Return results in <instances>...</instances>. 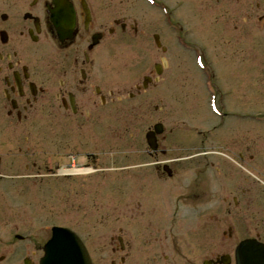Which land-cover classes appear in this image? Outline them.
Here are the masks:
<instances>
[{"label":"flooded vegetation","instance_id":"1","mask_svg":"<svg viewBox=\"0 0 264 264\" xmlns=\"http://www.w3.org/2000/svg\"><path fill=\"white\" fill-rule=\"evenodd\" d=\"M70 1L76 15L71 40H57L54 27L45 12L47 2L32 1L29 8L36 11L37 15L34 17L29 14L35 19L29 18L24 21V25L15 27L26 50L18 52L14 45L7 48V41L5 44L0 43V133L10 142L6 144L15 146L18 155L22 151L24 155H29L25 168L41 164L40 160L37 161L40 159L36 150L38 147L23 146L26 142L31 145L28 141L31 133L41 135L39 122L42 116L52 122H63L75 130L71 131L72 134L81 135L82 129L88 127L90 121L94 124L103 123L105 108L112 104L119 105L123 98L131 100L133 97L140 99L146 96L152 102L148 91L159 80L162 81V69H166L164 58H157L151 67H145L146 71L140 80L132 84L129 98L124 96V88H107L106 76L102 71L104 57L95 55L94 50L103 42L107 43L108 52L117 46V29L129 43L133 42L136 52H140L143 45H138V41L144 35L143 31L136 18H120L107 25L92 18L88 0ZM213 4L225 9V17L216 19V24L223 25L231 38L237 27L242 33L237 36L238 45L239 37L245 40L250 17H253L251 20H255L256 26L261 28V54L264 57V0H213ZM163 6L167 7L165 3ZM32 22H35V28ZM0 33L4 39H8L5 30L0 29ZM93 35L98 40L91 46ZM153 35H150L152 39ZM28 42L41 45L32 48ZM46 46L51 51L50 55L43 49ZM197 46L203 50V60L206 59L210 65L203 73L195 70L197 84L205 98L203 106L207 110L208 98L213 96L216 109L220 112L218 123L209 114L212 119L210 129L220 132L222 128L230 126L228 129L236 130L229 131L226 137L219 133L221 140L210 143L212 149L217 147L220 150L218 152H221L218 160L212 156L207 158L206 148H200L203 142L199 143L197 152L189 153L182 147L187 151L182 153L179 145V153H171L165 142L164 131L156 137V151L151 152L145 147L140 152L142 162L135 164L140 169L133 171L131 182L121 187L118 180L115 181L116 190L123 191L113 196V199L116 198L114 209L117 214L114 225L107 230L108 235L104 227L99 229L103 237L95 249L82 238L92 264H233L232 249L242 239L252 238L247 235L235 239L233 243L230 221L241 217L251 200L246 171L251 161L246 133L250 116L248 101L245 93L235 94L240 89L239 78L237 82L234 78L236 74L216 66L219 61L217 56L221 58L220 53L214 54L215 63L204 46L200 43ZM243 46L241 49L238 47L241 56L245 54ZM159 50L163 52V49ZM226 51L228 57L225 60L228 59L229 63L231 58L239 60L234 55L236 50ZM261 81L264 83V67H261ZM156 107L151 108L155 111ZM238 127L242 128L241 132L237 130ZM205 131H198L202 135L201 139H206L209 134ZM71 136L68 137V143L71 140L81 145L87 143V139L83 144L81 139ZM7 151L10 152L9 149ZM171 154L174 155L171 159H158L159 156L163 158ZM183 154L191 155L193 162L175 163L178 160L176 157ZM80 156L86 160L89 157L77 153L76 158ZM72 163L80 168L89 166V161H77L76 164L73 159ZM68 165L71 163L68 162ZM58 167L60 165L55 164L54 168ZM262 203L261 214L264 215ZM104 206L101 207L103 211L112 212L105 210ZM261 223V231L253 232L255 239L264 244V222ZM244 231L250 232L249 229ZM38 251V245L31 242L22 250L16 264H35ZM7 261L3 257L0 264H7Z\"/></svg>","mask_w":264,"mask_h":264},{"label":"rangeland","instance_id":"2","mask_svg":"<svg viewBox=\"0 0 264 264\" xmlns=\"http://www.w3.org/2000/svg\"><path fill=\"white\" fill-rule=\"evenodd\" d=\"M32 1L49 3L50 0H0V16L4 15L6 19L0 21V29L7 33V48L14 45L18 52L26 50L16 28L26 23L22 20L25 13L37 15L36 11L29 8ZM156 1L165 3L170 10L171 18L178 24H183L187 38L193 46L198 43L204 46L215 63L217 60L214 54L220 53L221 58L217 56L219 61L216 66L219 69L224 68L228 73L236 74L234 77L236 82L239 78L240 89L235 94L245 93L251 114L259 112L264 114L261 28L256 26L255 20H251L253 17H250L245 40L239 37L238 45L237 36L242 33L237 27L233 30L231 38L223 25L216 24V19L225 17V9L216 7L213 0ZM88 3L92 18L98 22L111 25L114 20L120 18L129 20L136 18L144 34L138 41V45H143L140 52H136L133 42L129 43L117 29V46L108 52L107 43L103 42L94 50L95 55L104 57L102 71L106 76L107 88H124L123 94L128 97V92L133 90L132 84L140 80L147 66L151 67L157 62V58H164L166 69H162V81L159 80V83L150 87L148 91L153 98L152 102L146 96L140 99L133 97L131 100L123 98L119 105L112 104L105 108L103 123L94 124L90 121L88 127L82 129L81 135L72 134L71 131L75 130L67 124H62L63 122H52L46 116H42V121L39 122L41 135L31 133L28 138L31 145L26 142L23 146L38 147L36 150L40 154V157L38 156L40 159L37 158V161L40 160L41 164L34 168L30 166L25 168L24 164L29 162V155H24V151L21 152V156L18 155L15 146L6 144L10 142H7L4 134L0 133V256L8 259L7 264H16L21 258L23 248L28 247L30 241L39 248L34 260L36 264L41 255V246L49 239L50 229L54 226L74 230L79 237L87 241V245L95 249L99 239L103 237L99 229L104 227L105 234L108 235L109 226L114 225L113 220L117 212L114 209L116 198L113 199V196L120 195L123 191L116 190L115 181L118 180L121 187L126 182H131L133 171L140 169L136 165L142 162L140 152L145 148L144 134L156 122L161 123L164 128L163 135L171 153L178 154L179 145L181 148H189V153L197 152L196 149L191 150L198 141V145L203 142L201 147H197L206 148L207 158L212 156L217 160L221 158L219 156L221 152H218L220 150L216 149L217 147L212 149L213 145L210 146V143L221 140L219 133L226 137L225 135L229 136V131L236 130L228 129L230 126L222 128L223 131L220 132L206 129L209 132L207 140L200 139L199 136L196 140L194 131L209 128L212 119L209 110L207 109V113L203 106L205 98L201 95L196 81L194 59L176 46L173 32L164 26L162 16L156 7L152 8L153 6L146 0H88ZM152 34L157 35L156 41L163 52L154 46L150 36ZM28 44L32 48H39L41 45L29 42ZM242 46L245 48L244 56L240 55L241 52L238 53V47L241 49ZM43 49L50 55L51 51L47 46ZM227 49L236 50L237 53L234 55L239 57V60L231 58L230 63L228 59L225 60V57H228ZM153 106H157V110L154 111ZM213 119L216 123V119L214 117ZM237 130L241 132L242 128L238 127ZM246 133L251 158L247 177L252 201L250 200L248 206L244 208L245 212L241 217L230 220L233 227L231 229L233 243L235 239H242L247 235L255 238L253 231L260 232L261 222H264V215L261 214L264 186L260 178V167L264 164V118L263 122L257 124L248 121ZM71 135L82 142L87 139V143L83 142L84 145H81L72 140L68 143V137ZM77 153L89 157L87 160L81 156L76 158ZM182 153H186L183 148ZM172 157L174 155L171 154L163 158L159 156L158 159L166 160ZM72 159L76 164L77 161L80 163L89 161L97 169L88 170L87 167L80 169L73 165L74 170L86 169L83 171L87 172L81 177L75 175L77 178H71L74 175L59 174L60 170L72 167L67 166ZM176 159L178 160L175 163H190L194 160L189 154L177 156ZM55 164H59L60 167L53 171L50 167L53 168ZM103 205L105 210L112 212L103 211L101 209ZM244 229H249L253 234L246 233ZM15 236H19L21 241Z\"/></svg>","mask_w":264,"mask_h":264},{"label":"water","instance_id":"3","mask_svg":"<svg viewBox=\"0 0 264 264\" xmlns=\"http://www.w3.org/2000/svg\"><path fill=\"white\" fill-rule=\"evenodd\" d=\"M52 5L50 21L61 30H58L59 35L70 37L74 22L71 5L66 0H52ZM59 39L62 40V37ZM157 128H154L155 132ZM146 138V143L152 146L151 133ZM53 232L55 235L45 250L41 264H89L84 250L73 235L61 229H53ZM235 250L236 264H264V246L253 239L242 241Z\"/></svg>","mask_w":264,"mask_h":264},{"label":"bare ground","instance_id":"4","mask_svg":"<svg viewBox=\"0 0 264 264\" xmlns=\"http://www.w3.org/2000/svg\"><path fill=\"white\" fill-rule=\"evenodd\" d=\"M54 30L56 32V38H59V37H62V41H66L69 37V35H64V34H61L59 35L58 34V28H56L54 26ZM61 31V30H59ZM63 35V36H62ZM249 115H261V112L259 113H255V114H251L250 111H249ZM84 172H87V171H83V170H74V168H71V169H62L59 171V174L61 175H76V174H83Z\"/></svg>","mask_w":264,"mask_h":264}]
</instances>
